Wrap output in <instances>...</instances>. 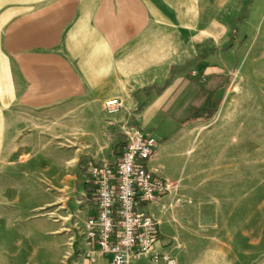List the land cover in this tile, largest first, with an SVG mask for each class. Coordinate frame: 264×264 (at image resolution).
I'll use <instances>...</instances> for the list:
<instances>
[{
  "label": "crops",
  "instance_id": "1",
  "mask_svg": "<svg viewBox=\"0 0 264 264\" xmlns=\"http://www.w3.org/2000/svg\"><path fill=\"white\" fill-rule=\"evenodd\" d=\"M263 58L264 0H0V264L58 263L54 235L72 222L69 264H110L77 231L92 215L88 168L121 156L127 123L157 141L149 167L180 178L232 79ZM70 160L74 219L36 216L60 206L39 204L38 177L58 180Z\"/></svg>",
  "mask_w": 264,
  "mask_h": 264
},
{
  "label": "rangeland",
  "instance_id": "2",
  "mask_svg": "<svg viewBox=\"0 0 264 264\" xmlns=\"http://www.w3.org/2000/svg\"><path fill=\"white\" fill-rule=\"evenodd\" d=\"M188 68L183 66L184 75ZM241 75L232 79L221 115L192 145L182 176L169 181L171 193L151 206L176 264H264V58L248 63ZM70 164L71 171L56 174V181L38 177L39 204L54 200L60 206L40 208L36 216L70 223L63 215L70 210L74 219L80 164ZM71 226V232L60 228L54 235L56 264H69L66 238L75 232L77 240ZM134 264H149L147 256Z\"/></svg>",
  "mask_w": 264,
  "mask_h": 264
},
{
  "label": "built area",
  "instance_id": "3",
  "mask_svg": "<svg viewBox=\"0 0 264 264\" xmlns=\"http://www.w3.org/2000/svg\"><path fill=\"white\" fill-rule=\"evenodd\" d=\"M118 99L104 102L107 115L120 112ZM124 145L118 159L91 165L92 215L78 227L79 236L110 257V264H134L147 256L149 264H176L166 250L160 222L149 207L171 193L170 182L149 167L157 141L139 127L123 123Z\"/></svg>",
  "mask_w": 264,
  "mask_h": 264
},
{
  "label": "trees",
  "instance_id": "4",
  "mask_svg": "<svg viewBox=\"0 0 264 264\" xmlns=\"http://www.w3.org/2000/svg\"><path fill=\"white\" fill-rule=\"evenodd\" d=\"M212 116H213V115L207 116V117L205 118V120H206V121L210 120V119L212 118Z\"/></svg>",
  "mask_w": 264,
  "mask_h": 264
}]
</instances>
